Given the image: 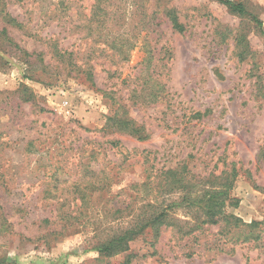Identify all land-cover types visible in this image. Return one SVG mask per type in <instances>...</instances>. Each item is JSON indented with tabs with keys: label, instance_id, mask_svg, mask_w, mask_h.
<instances>
[{
	"label": "rangeland",
	"instance_id": "rangeland-1",
	"mask_svg": "<svg viewBox=\"0 0 264 264\" xmlns=\"http://www.w3.org/2000/svg\"><path fill=\"white\" fill-rule=\"evenodd\" d=\"M5 1L27 32L8 26V34L32 55L0 50V260L120 264L132 253L128 264H264V233L254 243L249 227L235 240L203 224L184 235L183 221L196 220L185 207L156 237L147 228L126 251L96 249L154 201L162 171L183 163L205 177L234 165L225 211L244 224L264 221V0H237L261 28L218 0H113L95 16L140 36L118 63L87 31L95 0H61L66 10L54 9L59 0ZM169 8L184 31L172 28ZM144 17L152 24L137 28ZM54 43L71 54L58 58ZM115 114L147 136L117 130ZM104 203L124 215L111 219Z\"/></svg>",
	"mask_w": 264,
	"mask_h": 264
},
{
	"label": "trees",
	"instance_id": "trees-1",
	"mask_svg": "<svg viewBox=\"0 0 264 264\" xmlns=\"http://www.w3.org/2000/svg\"><path fill=\"white\" fill-rule=\"evenodd\" d=\"M218 2L228 7L230 11L237 15L249 16V18L261 28V20L250 13L242 1L218 0ZM109 5H114L113 0H95L93 13L90 17H87L88 20L86 26L88 28V33L96 31L95 36L101 41V43L96 46L95 50L100 53H105L107 49H111V56L115 57V61L118 63L126 60L128 50L135 46L137 39L140 36L136 29V31L129 36L121 31L119 26L115 27V29H107V20H114V18L98 17L95 15H97V13H106ZM58 8L66 10L70 8V5L59 0L54 9L57 10ZM165 13L174 30L179 32L184 31V24L179 20V17L173 8L166 9ZM117 18V20L120 19L119 17ZM149 18L151 17H144L137 28H144L146 25L152 24V21ZM93 24H95V29ZM8 26L24 30V32L27 33L23 22L19 21L7 10L6 1L0 0L1 52H4L5 54L19 52L24 54L25 58L30 57L32 53H29L26 49L21 48L8 34ZM261 31L264 32L262 28ZM42 39L43 38L39 37V40ZM141 39L144 41L143 45L146 46V54L148 57L151 52L147 48L148 43L145 41V35L142 36ZM115 48L116 51H114ZM93 49L94 48H92V54L94 53ZM54 50L56 52V56L60 59L66 54H71L66 49L64 50L62 48H58L56 43H54ZM242 52L243 51H241L240 54ZM76 66L84 72L87 71V74L91 76V73L88 71L86 66H82L81 63ZM108 120L120 132H125L140 139L147 136L143 126L138 125L130 118L115 114L109 117ZM236 173L235 166L232 165L230 171L223 169L215 176H197L187 170L185 163L179 166V168L169 167L165 171H162L151 187V189L155 191L154 201H143L140 207H138L136 215H132L130 217V221L125 226L110 229L105 234V237L97 242L98 244L96 245V249L98 253L102 256H111L116 253L126 251L128 249L129 241L143 233L147 228L151 229L153 235L156 237L162 226L168 227L172 225L173 216L171 213H175V210L180 207H185L190 212L193 211L196 218L194 223H191L188 220L183 221L185 224L184 231L181 228H178V232L182 231L184 235L190 234L192 230L200 229L203 224H217L221 234L227 235L230 232L231 236H234L235 233L240 235V232L243 233L242 227L245 226L249 227V230L244 235L245 239H251L254 235L255 236L252 237L253 239L251 240L259 239L261 234L264 233V229H259L257 233L252 231L257 229L258 225L264 224V221H251L250 223L244 224V222H242V220L238 217H235L225 211L226 205H232V202H230L231 198L229 196V189L232 186ZM216 180L221 181L218 183L219 185H216ZM104 184L100 185L101 187L99 186L102 190H106ZM200 188H202V191L197 192ZM102 207L103 212L106 213L107 216H110L111 219L119 218L124 215V209H114L113 214H110L111 208L106 207V203H104ZM65 216L68 217V215ZM126 217L128 216L126 215ZM238 235H235V240H237ZM133 256L134 254L132 253L127 254L120 264H128ZM2 260H0V264H4Z\"/></svg>",
	"mask_w": 264,
	"mask_h": 264
}]
</instances>
